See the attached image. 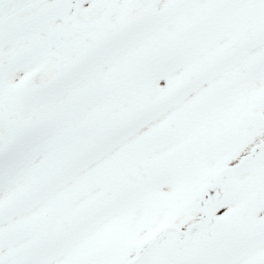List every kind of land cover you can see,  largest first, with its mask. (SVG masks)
Here are the masks:
<instances>
[{"label":"snow or ice","instance_id":"6c2138e0","mask_svg":"<svg viewBox=\"0 0 264 264\" xmlns=\"http://www.w3.org/2000/svg\"><path fill=\"white\" fill-rule=\"evenodd\" d=\"M0 264H264V0H0Z\"/></svg>","mask_w":264,"mask_h":264}]
</instances>
